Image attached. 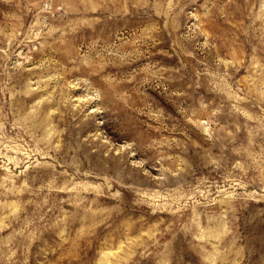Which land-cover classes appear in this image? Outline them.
I'll list each match as a JSON object with an SVG mask.
<instances>
[{
  "label": "rangeland",
  "instance_id": "374dc122",
  "mask_svg": "<svg viewBox=\"0 0 264 264\" xmlns=\"http://www.w3.org/2000/svg\"><path fill=\"white\" fill-rule=\"evenodd\" d=\"M0 264H264V0H0Z\"/></svg>",
  "mask_w": 264,
  "mask_h": 264
}]
</instances>
